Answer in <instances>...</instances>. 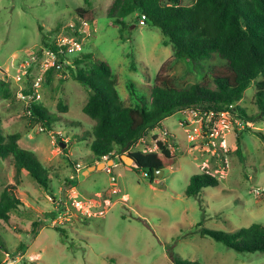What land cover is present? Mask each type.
Returning a JSON list of instances; mask_svg holds the SVG:
<instances>
[{
    "label": "rangeland",
    "instance_id": "rangeland-1",
    "mask_svg": "<svg viewBox=\"0 0 264 264\" xmlns=\"http://www.w3.org/2000/svg\"><path fill=\"white\" fill-rule=\"evenodd\" d=\"M110 2L0 0V70L8 75L13 93L10 97L0 93L2 131L7 136L20 133L19 145L36 153L49 176L46 188L28 171L22 172L17 194L23 204L11 214L14 225L0 222V264H175L174 254L203 264H264L263 252H238L200 233L201 226L234 231L264 224V120L251 122L250 128L246 124L237 136L230 134V150L224 157L206 145L200 121L204 114L195 108L176 110L164 119L163 127L150 131L132 149L157 151L153 139H166L178 159L163 169L162 177L152 180L117 154L102 160L113 159L115 164L86 172L94 165L92 138H79L95 121L83 111L88 91L66 65L76 67L74 57L80 53L108 61L121 97L135 104L138 100L131 97L129 83L139 93L149 92L162 64L173 55L160 29L147 22L141 25L138 13L129 18L132 24L123 32L110 25ZM80 7L95 15L87 28L81 27L82 50L68 55L69 62L46 75L44 49L60 37L72 36L69 27L82 21ZM28 48L36 55L32 66L39 63L32 75L42 78L40 97L30 102L21 98L30 87L27 77L20 80L17 73ZM14 53L19 57L15 59ZM224 63L216 57L195 65L182 58L171 74L179 87L186 88L202 80V66L209 70ZM255 92L250 86L239 102L249 114L258 111ZM33 101L61 115V121L69 122L68 118L82 126L74 132L58 124L47 130L26 110ZM73 161L82 169L77 171ZM12 162L0 161V192L16 183ZM203 171L216 175L220 184L204 188L198 197L187 196L191 176Z\"/></svg>",
    "mask_w": 264,
    "mask_h": 264
},
{
    "label": "trees",
    "instance_id": "trees-1",
    "mask_svg": "<svg viewBox=\"0 0 264 264\" xmlns=\"http://www.w3.org/2000/svg\"><path fill=\"white\" fill-rule=\"evenodd\" d=\"M86 2L89 3V0ZM107 12L110 25L121 32L131 26L129 18L132 15L138 13L137 20L146 15L147 23L162 32L164 44H171L173 55L162 64L149 92L139 93L134 83H129L131 97L136 96L138 100L135 104H127L121 97L116 74L108 61L94 58L92 53H80L74 57L76 67L66 65L72 76L89 93L83 111L95 123L79 139L92 138L93 164L104 160V156L115 158L116 154L121 160V155L152 129L163 127L164 119L176 110L195 108L201 114L231 110L245 122L264 120V0H192L190 4L185 3V0H111ZM78 14L88 23L95 20V15L85 7H80ZM81 22L69 27L71 35L80 36ZM40 31L43 32L42 26ZM47 45L55 51L58 49L55 43ZM216 57L224 59L225 63L209 70L202 66L205 70L202 80L189 87H179L176 77L171 74L174 63L179 59L202 65L204 61ZM63 60L61 56L60 61ZM86 61L91 64L82 65ZM38 64L29 68L26 76L29 85L35 78L33 69ZM55 69V66L50 67L46 75L52 74ZM1 73L0 93L3 97H10L13 93L8 75L5 71ZM250 86L256 89L258 111L254 114H249L239 103ZM30 90L29 87L24 92ZM59 106L62 111L68 109L62 102H59ZM26 110H30L29 116L49 131L54 130L57 124L68 126L73 132L82 126L81 122L66 117L65 120L69 122L61 121V115L36 101L31 102ZM20 138L18 132L5 135L0 118V161L12 160L16 171V183L8 184L0 192V222L12 226L11 214L23 204L17 194L22 172L28 171L41 187L49 186L47 169L35 152L19 145ZM157 146V151L145 153L137 150L128 153L135 159L134 167L143 170L152 180L155 170L173 166L178 159V155L164 140L159 139ZM73 163L76 167V162ZM219 184L220 179L216 175L203 171L191 176L185 192L187 196L198 197L204 188ZM200 233L238 252L264 253V224L261 223L234 231L201 226ZM0 242L3 244L1 233ZM173 259L175 264H203L175 254Z\"/></svg>",
    "mask_w": 264,
    "mask_h": 264
},
{
    "label": "built area",
    "instance_id": "built-area-1",
    "mask_svg": "<svg viewBox=\"0 0 264 264\" xmlns=\"http://www.w3.org/2000/svg\"><path fill=\"white\" fill-rule=\"evenodd\" d=\"M147 22L146 15L141 16L140 24L145 25ZM88 22L86 20H82L81 27L87 28ZM75 27V25H74ZM80 27V36L72 35V36H63L60 37L55 43L58 47V49L55 51L52 48L44 49V55H46V59L43 63V65L46 68V71L52 67L55 66L56 68L62 67L65 63L69 62L68 55H71L73 53H76L80 50H82L83 47V41L82 39V28ZM28 56L31 57V60L28 58V56L24 59L25 61L20 63L18 66V76L19 79L22 80V78L26 77L28 74L29 68L32 66V64L36 61V55L34 53V50L28 51ZM61 56L64 58L63 61H60ZM58 58V59H57ZM54 59V60H52ZM41 77H36L34 81L30 85V91L28 93L21 94V98L27 102H30L33 99H36L37 97H40V85H41ZM29 113L30 110H29ZM206 116L205 120L204 117ZM200 121L202 122V130L204 131L203 137L206 139V145L208 148L213 149L215 152H219L223 154V156L227 157L228 152L230 150L229 147V135L237 136V133L242 131L247 125H251L249 122H245L238 114L233 113L231 110H227L218 114H204L202 115ZM167 133V132H166ZM142 140V139H141ZM159 139H153V143L157 146V141ZM165 142L166 139H162ZM134 145L130 147L129 152L133 149ZM133 151V150H132ZM126 153V152H125ZM108 156H104L103 159H107ZM77 171L82 169V164L77 163L76 165ZM224 169H226V166H224ZM110 170V168H108ZM208 172V171H207ZM147 175V174H146Z\"/></svg>",
    "mask_w": 264,
    "mask_h": 264
},
{
    "label": "water",
    "instance_id": "water-1",
    "mask_svg": "<svg viewBox=\"0 0 264 264\" xmlns=\"http://www.w3.org/2000/svg\"><path fill=\"white\" fill-rule=\"evenodd\" d=\"M63 144H65V143H63ZM121 160L127 165H133L134 162H135L134 157L129 155V154H127V153H123L121 155ZM111 163H112V165L114 164V160L113 159L109 160L107 163L105 161H100V162H98L95 165L89 166L88 170H86V172H88L89 170L96 169V168L101 169L102 167L111 166ZM154 175H155V177H158V178L162 177L164 175V170L163 169L155 170Z\"/></svg>",
    "mask_w": 264,
    "mask_h": 264
},
{
    "label": "crops",
    "instance_id": "crops-1",
    "mask_svg": "<svg viewBox=\"0 0 264 264\" xmlns=\"http://www.w3.org/2000/svg\"><path fill=\"white\" fill-rule=\"evenodd\" d=\"M43 30H44V29H43ZM30 49H31V48H28V49H27V51L25 52L26 55H27V53H29L28 51H29ZM12 56L15 57V59L19 57L17 53H14ZM23 56H24V55H22V57H23ZM22 57H21V60L23 59ZM4 69H5V68H4ZM157 129H159V128H155L154 130H153V129H152V130L155 131V130H157ZM152 130H151V131H152ZM153 131H152V132H153ZM141 139H142V138H141ZM141 139H140V140H141ZM95 164H96V163H95ZM95 164H94V165H95ZM114 164H115V163H114Z\"/></svg>",
    "mask_w": 264,
    "mask_h": 264
}]
</instances>
